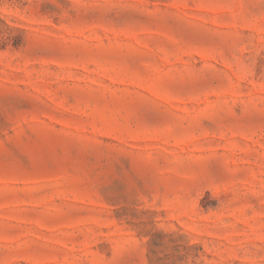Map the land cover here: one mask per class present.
<instances>
[{
  "label": "rangeland",
  "instance_id": "rangeland-1",
  "mask_svg": "<svg viewBox=\"0 0 264 264\" xmlns=\"http://www.w3.org/2000/svg\"><path fill=\"white\" fill-rule=\"evenodd\" d=\"M0 264H264V0H0Z\"/></svg>",
  "mask_w": 264,
  "mask_h": 264
}]
</instances>
